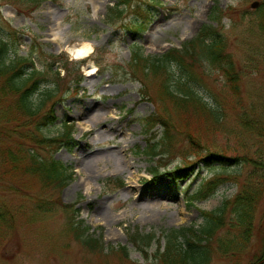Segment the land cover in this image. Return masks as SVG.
I'll return each mask as SVG.
<instances>
[{
    "label": "rangeland",
    "instance_id": "rangeland-1",
    "mask_svg": "<svg viewBox=\"0 0 264 264\" xmlns=\"http://www.w3.org/2000/svg\"><path fill=\"white\" fill-rule=\"evenodd\" d=\"M255 1L260 3L257 9L251 7ZM263 2L133 0L132 7L123 8L125 13L110 24L109 10L115 0H0V35L22 56L33 53L42 60L46 55L66 54L71 61L68 47L84 41L95 45L89 57L76 62L84 75L78 95L55 105L58 121L44 131L48 137H57L63 132L61 122L67 120L74 125L73 140L53 151L40 150L45 156L51 153L74 175L60 192L48 189L36 194L41 201L76 204V222L102 238L105 249L91 253L83 248L70 228L73 214L57 204L53 212L39 213L26 202L28 214L18 218L14 207L19 205L20 193L0 184V213L10 209L16 220L0 230V264H153L129 243L132 234L154 232L158 236L163 230L198 228L203 211H217L225 200L232 201L242 192L252 171L243 166L244 155L255 158L264 150V32L258 23ZM207 26L216 28L226 44L225 53L238 76V93L232 92L224 72L204 60L197 62L196 78L187 82L219 118L207 109L203 113L189 109L192 122L187 129L200 137L201 155H191L190 141L177 134L171 154L163 162L151 160L144 152L162 138L163 130L157 126L152 136L145 132L142 120L158 107L141 97L143 85L129 74L131 49L135 43L149 55L183 49ZM173 73L171 82L185 77L178 69ZM148 87L150 97L157 99L158 82ZM13 102L10 98L9 103ZM161 106L183 125L170 102ZM166 164L168 170L150 176L154 168ZM180 166L191 168L186 178L175 174ZM220 175L225 180L215 194L191 200L202 183ZM119 181L124 187H119ZM138 190L150 194L146 198L151 201H137L131 193ZM253 230L236 261L217 254L219 247L213 241L211 264H252L261 259L264 236L258 231L264 234V199L257 206ZM225 234L223 230L218 238ZM123 246L130 249L131 261L111 252Z\"/></svg>",
    "mask_w": 264,
    "mask_h": 264
},
{
    "label": "trees",
    "instance_id": "trees-1",
    "mask_svg": "<svg viewBox=\"0 0 264 264\" xmlns=\"http://www.w3.org/2000/svg\"><path fill=\"white\" fill-rule=\"evenodd\" d=\"M132 2L115 0L114 7L109 10L108 23L115 24L117 16L125 13L123 8L132 7ZM261 12L258 23L264 32V2L261 4ZM136 46L137 43L131 49L127 69L135 81L143 85L141 97L154 101L158 107L157 112L143 119L142 123L145 132L151 136L157 126L163 130L162 138L155 145L149 146L144 154L151 160L157 158L163 162L171 154L174 137L178 134L190 141V154L200 156V137L187 129L192 122L191 116H187L189 109H193L192 113H203L202 109H207L216 118L219 116L187 81L195 80V64L204 60L224 72L232 92L238 93L235 87L238 76L233 62L225 53L224 40L216 28L207 26L183 49L172 48L163 54L149 55ZM174 69H178L185 77L171 82ZM63 71L66 73L64 76ZM83 78L81 66L70 61L66 54H50L42 60L34 57L33 53L22 56L13 49L5 35H0V106L3 108L0 114V184L20 193L19 205L14 207L18 218L28 214L26 202L31 203L33 210L39 213H51L57 204L73 214L70 228L83 248L91 253H101L105 250L102 238L89 234L86 226L76 222L79 214L76 204H64L59 199L51 202L40 199V195L48 189L60 192L66 188L74 175L68 166L56 161L51 153L45 156L40 150L46 148L53 151L73 140L74 125L67 120L61 122L63 132L57 137H48L44 131L55 126L58 121L55 105L76 97ZM155 82H158L157 99L150 97L148 87V83ZM10 98L14 99L13 103H9ZM165 102H170L172 111L182 118L183 125L177 116L161 106ZM243 158V166L251 167L252 171L246 178L242 192L232 201L225 200L217 211H203V223L198 228L192 226L163 230L158 236L154 232L132 234L129 243L135 251L147 262L152 259L153 264H211L214 258L212 242L215 241L219 247L217 254L238 260L253 237L257 206L264 199V150H259L255 158L245 155ZM190 169L180 166L175 174L179 178H186ZM160 170H168L167 164L154 168L150 176L157 177ZM224 180V176L220 175L215 180L202 183L191 200L201 201L215 194ZM119 187H124V182L119 181ZM36 191L41 194L37 195ZM14 218L15 214L10 209L1 212L0 230L14 225ZM223 230H226V234L218 238ZM154 249V254L150 256ZM111 252H117L119 257L131 261L127 246L119 250L111 248ZM252 264H264V255Z\"/></svg>",
    "mask_w": 264,
    "mask_h": 264
},
{
    "label": "bare ground",
    "instance_id": "bare-ground-1",
    "mask_svg": "<svg viewBox=\"0 0 264 264\" xmlns=\"http://www.w3.org/2000/svg\"><path fill=\"white\" fill-rule=\"evenodd\" d=\"M94 47H95V45H94L93 42L84 41V42H80V43H78V44H76L74 46L68 47V49H69V52L72 54V56L74 58L81 60V59H84L86 57H89L93 53ZM120 152L124 153V150L121 149ZM126 164H127V167H131L129 162L128 163L126 162ZM158 193L168 196V193L166 191H164V190L163 191L159 190ZM131 194L137 197V201H140V200H145L143 202L151 201V200H148L146 198L150 194L141 193L140 190H138L137 192L132 191Z\"/></svg>",
    "mask_w": 264,
    "mask_h": 264
},
{
    "label": "water",
    "instance_id": "water-1",
    "mask_svg": "<svg viewBox=\"0 0 264 264\" xmlns=\"http://www.w3.org/2000/svg\"><path fill=\"white\" fill-rule=\"evenodd\" d=\"M258 7H259V2H254V3L252 4V8L256 9V8H258Z\"/></svg>",
    "mask_w": 264,
    "mask_h": 264
}]
</instances>
